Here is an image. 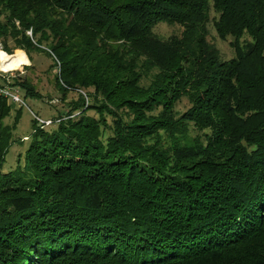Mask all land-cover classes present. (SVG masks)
Wrapping results in <instances>:
<instances>
[{"label": "trees", "instance_id": "trees-1", "mask_svg": "<svg viewBox=\"0 0 264 264\" xmlns=\"http://www.w3.org/2000/svg\"><path fill=\"white\" fill-rule=\"evenodd\" d=\"M0 43L77 92L15 138L43 96L0 70V264H264V0H0Z\"/></svg>", "mask_w": 264, "mask_h": 264}, {"label": "rangeland", "instance_id": "rangeland-1", "mask_svg": "<svg viewBox=\"0 0 264 264\" xmlns=\"http://www.w3.org/2000/svg\"><path fill=\"white\" fill-rule=\"evenodd\" d=\"M211 11L212 12L210 14V21L208 23V39H210L209 41L214 42L215 45L220 48L223 59L228 57L230 58L234 55L235 52L233 51V48L230 45L229 39L223 40L218 37L214 25V17L216 16V11H214L213 7L211 8ZM155 30L158 31L161 36L167 38L171 34L180 35L183 30V25L172 23H160L156 26ZM10 45H13L12 41ZM15 54H18V57L13 56ZM0 58H10L12 60V65L10 67H0V70H23L24 73L21 71L20 74L28 76L35 83L38 91H40L43 96L42 98H24L26 103L25 105H23L19 123L17 125L16 130L14 131L15 138H20L32 134V130L34 129L33 121L36 114L47 122L51 121L50 117L52 118V120H54L57 116H59L61 111H67V105L70 103L68 101L77 97V92L72 91L68 93V100H62V91L57 88L58 86H56L54 80V75L57 73L58 69H51L52 61L48 55L33 51L34 63L32 67L28 68H24V66L30 64V59L28 58L25 50H23L22 48L15 49L13 54H9L8 51L0 48ZM188 104V99L185 97L182 102L178 105V107L182 109V111H184ZM90 112L93 114L96 113L92 109L90 110ZM11 118L12 119L8 118L7 120H13V115L11 116ZM26 143L27 142H24V140L16 141L15 143H13L12 147H10V150L7 154L6 162L4 164L5 170L13 169V167L17 163L15 155H17V153L21 150L23 146L26 145Z\"/></svg>", "mask_w": 264, "mask_h": 264}, {"label": "built area", "instance_id": "built-area-1", "mask_svg": "<svg viewBox=\"0 0 264 264\" xmlns=\"http://www.w3.org/2000/svg\"><path fill=\"white\" fill-rule=\"evenodd\" d=\"M29 33H31L30 31H29ZM0 48H3V46H2V44H0ZM5 71V70H4ZM8 71V70H7ZM9 72V71H8ZM12 72V71H11ZM1 91L4 93V94H6V95H8L9 96V98H12V100H14V101H17V102H23V100H22V98L20 97V95H18V93L16 92V93H13L11 90H10V88L8 87V86H5V88L4 89H1ZM47 122V121H46ZM49 122V121H48ZM47 122V123H48Z\"/></svg>", "mask_w": 264, "mask_h": 264}, {"label": "bare ground", "instance_id": "bare-ground-1", "mask_svg": "<svg viewBox=\"0 0 264 264\" xmlns=\"http://www.w3.org/2000/svg\"><path fill=\"white\" fill-rule=\"evenodd\" d=\"M2 49V48H1Z\"/></svg>", "mask_w": 264, "mask_h": 264}]
</instances>
